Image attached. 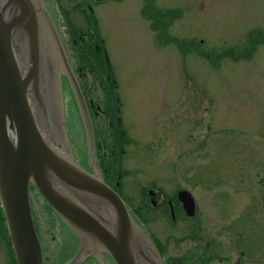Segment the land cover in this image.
Listing matches in <instances>:
<instances>
[{"label":"rangeland","instance_id":"obj_1","mask_svg":"<svg viewBox=\"0 0 264 264\" xmlns=\"http://www.w3.org/2000/svg\"><path fill=\"white\" fill-rule=\"evenodd\" d=\"M156 1L164 11L180 13L170 30L172 38L188 41L191 50L208 53L213 61L226 51L235 58H219L214 66L161 40L150 29L146 0H87L95 13L87 10L82 15L70 10V0H48L47 7L60 26L79 85L87 89L88 108L91 99L104 105L107 115L96 119L95 127L104 126L106 139L108 119L117 112L115 94L105 88L106 68L99 64L100 72L92 71L82 49L73 46L74 29L87 31L93 17L98 21L102 60L111 65L107 71L118 82L119 115L130 137L120 170L128 173L123 190L132 206H140L144 188L155 186L156 191L163 188L172 195L181 186L198 200L202 223L210 234L215 233L221 252L230 250L231 263L236 260L237 245L229 248V236L238 239L239 248L249 247L243 264H264V191L260 185L264 178V45L252 50L247 37L254 30L264 35V0ZM61 6L71 13L68 17ZM85 57L89 59L86 53ZM63 78L59 122L65 127L74 159L91 171L85 125L69 79ZM94 140L96 148L97 137ZM106 145L105 141L103 149L110 153ZM30 193L44 257L51 258L50 264H70L77 248L72 231L50 212L37 190ZM192 224L172 225L160 210L152 212L144 229L152 240L156 237L167 246L161 258L164 264L178 258L180 239L191 234ZM237 233L243 235L236 237ZM4 234L0 215V264H16ZM192 247L189 242L185 246Z\"/></svg>","mask_w":264,"mask_h":264},{"label":"water","instance_id":"obj_2","mask_svg":"<svg viewBox=\"0 0 264 264\" xmlns=\"http://www.w3.org/2000/svg\"><path fill=\"white\" fill-rule=\"evenodd\" d=\"M47 2L0 0V201L16 262L45 264L30 202L33 187L83 250L104 253L109 264H164L104 180L87 104ZM65 75L85 125L91 171L74 159L59 122ZM179 198L193 217L192 195L181 191Z\"/></svg>","mask_w":264,"mask_h":264},{"label":"flooded vegetation","instance_id":"obj_3","mask_svg":"<svg viewBox=\"0 0 264 264\" xmlns=\"http://www.w3.org/2000/svg\"><path fill=\"white\" fill-rule=\"evenodd\" d=\"M53 1H57V3L58 2L61 3L62 0H53ZM86 1L87 0H70L69 8L72 11L73 10L77 11L79 13V15L86 13L87 10H89L90 13L94 14L95 13V12H93L94 9H92L91 7H88ZM102 1H104V0H96L97 3H100ZM118 1H120V0H118ZM85 5H86V7H85ZM61 8H62V11L65 12L67 17H68V14H71L70 12L69 13L67 12L68 9L64 8V6H61ZM157 9L164 11L160 7H157ZM146 11L149 12V16L152 15V12H150L149 9L146 8ZM54 21L56 22L55 18H54ZM149 22H150L149 25L151 27V20H149ZM78 31H79L78 32L79 33L78 38L73 39V44H74L73 46L74 47L78 46V43H80V46H78V49H80L81 45H84L85 42H87L88 44H93L96 47L99 46L98 43L94 42V35H91L90 37H88V34L85 31H83V29H78ZM97 36H99V35L97 34ZM81 49H82L81 52H83V48H81ZM82 54H85V52H83ZM82 89H83V94L85 96L84 92L87 89L84 87ZM118 96H120L119 93H118ZM119 99H120V97H119ZM117 101H119V100H117ZM108 102H110L109 98H108ZM89 106H90V109L92 110V114L94 115L95 120L101 118V116L107 115V112L104 109V105L102 106L101 104H97V103L94 104V101L92 99L89 101ZM120 111H121V108L118 107L117 112L113 111L111 114V119H108L111 122L110 123L111 132H114V130L116 129V127H114V125H112V124L117 122V125H118V124H121L123 122L122 118L119 115ZM96 129H97V127H96ZM104 132H105V128L103 125H101V129L100 130L97 129V135H98L97 145H98V148L100 150L103 149V139H105L103 137ZM121 138L130 139V137L128 136L127 132H125V130H123ZM100 150H99V153H100L101 165L104 162H107L108 160L117 157V156H113L111 154H103ZM122 151L124 154L127 152V150H125V149ZM122 151L120 150V152H122ZM103 168H105L104 170L106 172V176H108L110 173L109 169L107 167H103ZM108 180H109V178H108ZM115 185H116V187H114V189L126 201L127 205L130 204V206H131V204L133 203L132 199L124 193V190H123V192H121V190L120 191L118 190L121 188V186L118 182L115 183ZM260 185L264 191V178L260 179ZM151 190L156 192V195H154V197L150 196L149 192ZM181 190H187V189H185L181 186H178L175 193L172 195L168 194L163 188L156 191L155 186H153V188L148 187L145 190L146 196H147V199H148L150 205L153 206V208L155 210H160L162 215H163V218L170 221V223L172 225H176L179 222L193 223L192 227H191V231H190L191 234L180 239L179 255H178V260L180 261V263L181 264H195V263L197 264V261L195 260L196 259V256H195L196 251L197 252L198 251H204V253H206L207 260H209V262L206 264H210L211 262H215L216 260H219V257H221L223 259V260L220 259V261H219L220 264H223L224 260H226V264H243L242 257L245 256V254L247 252H249V247L247 245H244V247L242 246L239 248L238 247V239L237 238L234 239L233 236H229L227 239L229 248L232 249L233 243H235L237 245L236 246L237 250L235 251V253H237L236 254V260L234 263H231L232 255L230 253V250H227L228 253L226 252L225 249L223 252H221L220 250H222V247H221L222 245L217 243L218 239L216 237H214L215 233L210 234V232L205 228L204 224L202 223V221H201L202 213H201V209L199 208L197 202H196V204H197L196 212L201 214V217L199 216L200 220H199V217L197 219V216L192 218V217H189L187 215V213L184 209V206L179 199V192ZM248 191H247V189H244V192L246 194ZM139 195L141 196V194H139ZM138 201L141 202V200H138ZM153 203H155V204H153ZM32 208H33V205H32ZM133 209H134V212H136L138 217H140L139 213H143L146 216L147 221L149 223L150 219L152 218V211L150 212L148 210H142L139 208L138 209L133 208ZM32 212H33L35 226H36V229L38 232L39 230H38V227L36 224V217H35L34 209H32ZM191 235H193L194 237L191 238L190 237ZM242 235H243L242 233H240V234L237 233L236 237H241ZM73 237L75 238V242L77 243V248L72 255L73 256L72 257V259H73L72 264H109V263H113L112 259L110 257L106 256L104 253L96 255L92 250H83L81 248V244H80V241L78 240V238L74 234H73ZM258 240L262 243L261 238H258ZM188 242L193 246L192 248H189V249L185 248V246L187 245ZM263 248H264V246H263ZM42 249H43V247H42ZM43 256H44V252H43ZM44 262H45V264H50L51 258H49L48 256L45 255ZM202 264H205V263H202Z\"/></svg>","mask_w":264,"mask_h":264},{"label":"trees","instance_id":"obj_4","mask_svg":"<svg viewBox=\"0 0 264 264\" xmlns=\"http://www.w3.org/2000/svg\"><path fill=\"white\" fill-rule=\"evenodd\" d=\"M155 2H156V0H146L145 9L147 8L152 12L151 16L147 15V19L151 20V28L154 32L157 33L158 38H160L163 41H166L167 43H171V42L175 43V44H177L178 49L181 52H183L184 54L188 53V52H193V53L197 54L198 56L202 57L203 59L208 60L214 66L216 65L215 64L216 62H219V58H222V57H224V58H227V57L235 58V55L232 52L230 53V51H226V52H223L219 57H217V61H213L212 55H210L208 53H204V52H198L197 50H194L193 48H192L193 50H191L188 41L183 40V43H181L179 40L172 38L170 36L169 32H170V29L172 28L174 22L180 17V13L177 10H167V11L158 10ZM94 22L96 23V20H94ZM93 25L95 28V32L97 33L98 27L95 24H93ZM73 34H74L75 39H77L78 33L77 34L73 33ZM247 37L249 39L252 50H254L258 45H264V35H263L262 31H260V30L251 31L250 33H248ZM103 48L104 47L102 45H100L99 46L100 51H97L96 47H93L90 45L86 46V48H84V49H85L86 54L89 55V59L83 55V60L89 62V64H90L89 66H90L91 70L95 71V73L100 72L99 71V68H100L99 64H102L103 69L106 68V71L103 73V75L106 77L105 87H110V89H113L115 91L117 89L118 85H117L116 81H115V83H113L114 77H112L111 80H108V76H109L108 73L109 72L107 71V69H109L110 65L107 62V60H104V61L102 60ZM252 52H249L248 57L252 56ZM115 104H117L116 101H115ZM120 129L122 130V127H120ZM121 139H122L121 148L123 149L124 140H123V138H121ZM120 167H119V169H117L115 166L111 165L110 170L113 171L114 175H112V174L109 175V180H110L109 182L116 180L117 176L120 175L122 178L121 187H123V179L126 177V175L128 173H126L122 168L120 170ZM145 196H146V193H145V191H143V198H142L143 203L145 201ZM144 204L146 206L145 205L143 206V210H148L151 212L152 209H150L146 203H144ZM139 214H140L141 220H143L145 223H147L148 221H147L146 216L142 213H139ZM0 215L2 216V220L4 223V230H5L4 235H5V238L7 240L8 245L11 248V252H12L13 258L15 260L14 251L12 249L11 239H10L8 229H7V225H6L5 215H4V212H3L1 205H0ZM156 241H157L158 249H159L160 253L163 255L165 250H166L165 245L161 241H158V240H156ZM174 263L180 264L177 261Z\"/></svg>","mask_w":264,"mask_h":264},{"label":"bare ground","instance_id":"obj_5","mask_svg":"<svg viewBox=\"0 0 264 264\" xmlns=\"http://www.w3.org/2000/svg\"><path fill=\"white\" fill-rule=\"evenodd\" d=\"M42 88L45 90V88H46V87H45V85H44V86H42ZM71 126H72V125H71ZM72 127H73V126H72ZM33 190H35V189H33ZM30 194H31V193H30ZM31 195H32V194H31ZM31 204H32V203H31Z\"/></svg>","mask_w":264,"mask_h":264}]
</instances>
